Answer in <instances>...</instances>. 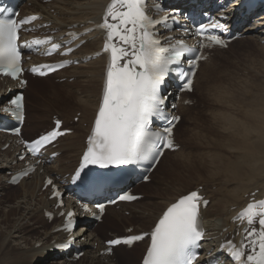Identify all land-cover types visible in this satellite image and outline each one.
Segmentation results:
<instances>
[{
  "label": "bare ground",
  "instance_id": "1",
  "mask_svg": "<svg viewBox=\"0 0 264 264\" xmlns=\"http://www.w3.org/2000/svg\"><path fill=\"white\" fill-rule=\"evenodd\" d=\"M185 1L186 0H183V2ZM105 3L106 0H53L51 4H39L34 2L30 9L41 13L45 20L52 21L53 27L65 30V28L69 25L75 23H87L90 19H98ZM235 5L236 4H234V6ZM170 8H177V5L171 6ZM52 9L54 14L50 13ZM256 16L258 22L254 24V26L246 28L244 33L246 36L244 39L235 40L231 43V46L235 43L254 41L255 44L260 45V47H258L259 52L261 51L264 53V44H260L264 39V26H262L264 25V11ZM249 17L251 18V16ZM87 38L88 40L86 43L73 54V56L77 59H80L84 55L99 49V36L97 33H92L90 36H87ZM216 60L218 59L209 57L206 62L200 65L196 73V81L194 83L195 90L192 91V94L197 89L198 79L203 78L204 76L206 89L203 90V93L198 99L196 98L197 101L192 105V107L180 106L178 113H182L184 115L186 112L194 110L193 117H189L191 120V129L186 130L187 132L192 133V136H189L186 141L188 143L191 142L190 144H192V142L199 144V141L197 142L194 139L196 138V132H201L197 129L202 127L201 124L203 122H199L197 115L200 116L203 113L205 115H209L212 118V121H210L213 122V126L219 125L222 129L219 130L220 133H218V135L220 134V137L218 136L219 140L216 139V141L211 143L210 146L219 148L224 154L214 153L211 154L209 159H207L209 153L207 156L203 154V156L206 157L202 156L204 160H196L193 154L185 151L184 149L179 148L176 152L165 151L152 171L153 175L161 167V164L166 157H170L172 159V164L169 166L171 173L166 170L165 173H167V176L165 175V178H163L159 184L163 187L158 189L153 188L150 192L147 190L142 192L145 194V197L148 198V201L141 206L133 207L139 202L135 201L131 204H121L120 209L108 207L103 216L104 220L102 223H104L106 219L107 226L111 227V232H119L118 235H122V231L129 227L128 225H125L124 227L119 225L121 230L115 228L112 229L114 225L117 226L119 222L120 224L133 222L128 223L130 225H135L133 232L149 230L163 207L174 201L178 196L184 195L201 185L203 186V193H205L207 198L210 199L208 206L202 211L204 229L208 240L207 245L217 247V242L222 229L228 225L229 227H232V224L229 222L231 216L235 212L232 208L236 207L238 209L240 206H243L247 201L245 196H248L255 190H259V195H262L264 192V86L254 84V87H260L258 90L260 91V94H258L256 88L257 93L252 92L254 89H252V87L250 88L251 90L249 89V92L247 90V82L242 83L245 80L243 78L244 80H242L241 83L242 85L245 84L243 85L245 87L242 86L245 88V92L242 96V98H244V102L242 105L239 104L240 106L236 109H231L232 106H234L228 103L231 99L228 98V95L231 93L228 95L225 94L227 92L223 90L225 86L221 80L212 82L215 76L214 71H216ZM259 61L261 62V60ZM103 64V57H98L87 63H80L76 66H71L70 68L64 69L52 75L56 77H65L66 79L73 77L74 79L72 80V83H68L67 81L62 83V85H65L68 88L69 92L61 89H55L57 90L55 92L50 91L49 89L51 87L58 88V86L48 81L51 76L45 78L29 77L30 79L25 89V107L29 103L27 97L34 98L32 92L36 94L37 99H41V96L36 93L37 85H39L41 92L44 94L49 93V95H47L51 97L47 103L49 105H52L53 101V104H57V102L60 101L64 104L66 102L62 99L69 100L71 98L70 103H66V105L62 108H59V112L54 111L53 114L59 116L63 120L64 124L67 125L66 128H73L75 131L71 135H65L62 137L56 148L52 150V152H60V155L57 156L52 163L43 166L45 174L62 176L64 173L72 172L76 166L79 154L84 147V137L88 131L91 118L93 117L95 108L98 104L103 74ZM250 64H252V62ZM260 65L262 66L263 62ZM253 66L254 65H252V67ZM238 67L240 66L238 65ZM262 68L264 69V65ZM203 69L204 71H207V75L204 74ZM245 69L246 68H244V70ZM254 69L255 68L253 67V69L250 70L254 71ZM242 70L243 69H241V71ZM250 70L249 74H251ZM238 71L240 72V69ZM246 73L248 74V72ZM252 75L253 74H251V76ZM259 76L260 77L257 78V81L260 80V84L264 85V73ZM233 77H231V80ZM225 80L223 78V81ZM231 80L227 85L228 87L233 88L235 83ZM238 84L240 85L239 82ZM12 86H14V84L11 82L5 80L0 81V113L7 100L6 98L9 95L6 90L8 87ZM235 105L237 106V104ZM42 108L50 109L49 106H42ZM199 108L203 109L199 111ZM196 110L198 111L196 112ZM77 111L81 112L79 124L71 125L68 115H70L69 113L74 112L72 113L73 115H71L74 117ZM48 115L43 113L39 114V116H36L34 120L38 119L40 122L46 124L48 123ZM51 116L50 118H52ZM182 122L183 117L175 127L176 136L181 132ZM28 123L29 119L26 118L24 126ZM84 124H86V126H84ZM197 125H199L198 128L196 127ZM203 126L205 127L204 124ZM224 132H226V135H223L225 134ZM39 133L40 131L31 138L36 137ZM4 138L5 136L1 134L0 147L6 141ZM183 143H185V141H183L182 144ZM229 150H235L237 153L235 152L230 155ZM12 155L13 152L9 149L5 151H1L0 149V192L7 188L5 183V170H9L11 168L10 162ZM3 167L5 169H3ZM202 172H204V175L201 174ZM192 174H196L197 178L190 179V183L188 181H183L186 180V177L188 178ZM43 176L44 175L40 174L39 171L35 172L31 177L22 180L15 187L18 189L21 188L20 191L14 189L11 193L3 194V197L0 199V206L5 208V212L2 214L1 210L3 209H0V223H2L3 226H6L4 228L5 231H0V264H50V255L46 254V251L49 250L54 241L57 242L63 238L61 233H53L52 230L55 224H49L43 218L42 209L48 207L51 208L53 206V200H49L47 198V194L41 191ZM149 184L150 182L144 183L139 187L149 188ZM194 184L195 187H192ZM214 185H217V188L215 190H211ZM12 200H14L15 205L8 204ZM125 207H129L127 209L130 210V217H125L122 214V211L126 210L124 209ZM40 219L42 221H40ZM31 223L34 224L31 225ZM36 223L40 225H35ZM39 226L41 227L40 230L37 229ZM46 227H48L47 230ZM85 227L86 228L83 226L79 227L82 228V230L84 229V232L79 234L78 231L80 229H78L75 232V235H77L76 237L78 239H81L82 237L86 239L84 242L86 253L77 262L72 260V254H70L69 260H63L61 258L57 262L58 264H132L136 258L139 257L140 249L138 247L140 245H144L145 247L146 245L145 242L135 244L132 248L114 253L112 256H103L99 254L98 248L101 240L106 238V235L101 233V229H99V227L94 229V231H92L91 227H89V224L85 225ZM93 227L94 226H92V228ZM30 232H32L31 234L33 237H39L33 241H31V239L29 241L28 238L25 237V234ZM19 240H23L25 247H21L19 243L14 244ZM95 242L98 247L95 250H91V246ZM36 245H38V247H36ZM119 248H121V246L116 248V250ZM143 249L141 253L143 252ZM86 258L91 261H86ZM139 258H141V255ZM105 260H108V263H103Z\"/></svg>",
  "mask_w": 264,
  "mask_h": 264
},
{
  "label": "snow or ice",
  "instance_id": "2",
  "mask_svg": "<svg viewBox=\"0 0 264 264\" xmlns=\"http://www.w3.org/2000/svg\"><path fill=\"white\" fill-rule=\"evenodd\" d=\"M146 4L147 0H112L106 9L103 22L97 25L99 29L106 31L103 51L109 53L110 58L102 101L92 133L88 137L87 150L83 154L73 182L80 178L81 172L89 165L107 168L145 161L157 162L163 154L161 146L174 149L172 130L179 117L166 116L163 108L165 97L160 94L161 85L172 70V66L180 65L182 58H185L188 68L187 70L179 69L178 78L183 82L181 91H191L192 77L195 75L198 62L207 59L198 50L214 45L227 46L220 35L213 34L214 30L223 28L220 23L200 24L196 28L194 35L200 37L197 47H189L183 39L164 46L171 38H166L162 42L156 38L155 30L158 25L167 27L168 17L151 18L147 14ZM5 11L6 9H0V13ZM109 18L115 23L109 22ZM36 19V16L19 21L8 17L0 18V75L16 79L23 71L18 33L23 25ZM184 31L187 33L188 29L185 28ZM114 38H118L129 48L117 47L113 43ZM51 40V37L43 40L35 39L25 46L32 48L33 45L51 43ZM59 47L58 44H51V49L45 54L51 55ZM68 51L71 52L72 49ZM188 53L192 54L191 58L186 57ZM125 57L130 58L121 65L120 60ZM63 66L64 64H60L56 67ZM41 69L56 70L51 65H41L39 68L33 67L31 71L41 76L46 75L47 73ZM20 83L25 84L26 81L21 80ZM22 101L23 96H17L10 100L11 107L4 109L6 112L11 111L20 122L24 120ZM154 116L167 120V126L163 127L162 131L152 130ZM59 128L60 121L57 120L55 129L31 143L25 142L28 152L33 156L38 155L44 146L63 134ZM14 132L19 134L20 129L15 128ZM19 158L24 159L23 156ZM29 171L34 169L25 170L22 174L27 176ZM144 179L147 180V177L145 176ZM51 184V180L46 182V186ZM53 195L56 197L60 195L54 186ZM119 199L130 201L137 197L125 194ZM60 203L62 205V201ZM207 203L197 191H192L172 203L150 233L151 243L143 264H193L197 258L193 249L199 247V242L205 235L199 207L201 204L206 206ZM98 207L103 213L104 205L101 204ZM84 208L87 211V206ZM72 216V212L67 213L68 220L63 230L72 231ZM245 218L248 228L245 230L244 242L237 246L229 241L222 247L226 248L233 264H264V200L249 203L236 217L237 220ZM257 218L258 227L254 226ZM144 235L148 234L130 235L123 241L116 239L108 243L109 245L121 243L132 245L135 241L142 240ZM67 246V244L58 245L61 248ZM246 248L249 250L247 255Z\"/></svg>",
  "mask_w": 264,
  "mask_h": 264
},
{
  "label": "rangeland",
  "instance_id": "3",
  "mask_svg": "<svg viewBox=\"0 0 264 264\" xmlns=\"http://www.w3.org/2000/svg\"><path fill=\"white\" fill-rule=\"evenodd\" d=\"M50 13H52V14H54L53 13V9L50 11ZM242 39H244V38H242ZM260 44H264V43H260ZM258 47H260V45H258V44H255L254 43V41H247V42H243V43H235L233 46H230V48H228V49H226V50H224V51H219V53H218V51H216V52H214L213 53V57L214 58H216V59H218V60H216V62H215V70L216 71H214V78H213V80H212V82H215V81H218V80H221L222 82H223V85L225 86L224 88H223V90L225 91V92H227V93H225V94H229V93H231L230 95H228V98L230 99V101L228 102V103H230L231 105H234V106H232V108L231 109H236L238 106H240V105H242V103L244 102V98H242V96H243V94H244V92H245V88H243V87H245V86H243V85H245V84H243L242 85V83H246L247 82V90L250 92V88L252 87V89L254 88H256L257 89V91L259 90V86H256V87H254V84H259V85H261V86H264V85H262V84H260V80L259 81H257L258 79V77H260L259 75L260 74H263L264 73V69L262 68L263 67V65H264V53H262L261 51L259 52V48ZM221 52V53H220ZM246 52V53H245ZM257 52H258V54H257ZM262 54V55H261ZM247 55V56H246ZM251 55V56H250ZM255 55H257V56H255ZM254 56V57H253ZM263 58H262V57ZM253 57V58H252ZM248 60H250V61H248ZM258 58V59H257ZM245 59V60H244ZM252 59H255V60H252ZM248 62H247V61ZM259 60H261V62L259 61ZM246 61V62H245ZM254 61V62H253ZM257 61V62H256ZM252 62V64H250ZM262 62H263V65L261 66L260 64H262ZM222 63H224V64H222ZM244 63V64H243ZM255 63V64H254ZM234 64H236V65H234ZM243 64V65H242ZM257 64V65H256ZM238 65L240 66V67H238ZM252 65H254L253 67L255 68L254 69V71H251L250 69H253V67H252ZM237 66V67H236ZM260 66V67H259ZM257 67V68H256ZM259 67V68H258ZM244 68H246L245 70H244ZM247 68H249V69H247ZM261 68V69H260ZM240 69V72L238 71V70ZM241 69H243L242 71H241ZM260 69V70H259ZM247 70V71H246ZM249 70L251 71L250 73L251 74H253L252 76H251V74H249ZM262 70V71H261ZM227 71V72H226ZM234 71H235V73L237 74V76H236V74L234 73ZM243 71H244V73H243ZM261 71V72H260ZM203 72H204V74L205 75H207V71H204V69H203ZM223 72H224V74H223ZM231 72H232V75H231ZM246 72H248V74L246 73ZM255 72V73H254ZM229 73V74H228ZM226 74H227V76H226ZM230 77H229V76ZM234 76V77H233ZM247 76H249V77H247ZM262 76V75H261ZM231 77H233L232 78V80H231ZM237 77V78H236ZM238 77H241V78H238ZM204 78H205V76L203 77V78H200V79H198V81H197V89H196V91L193 93V94H190V95H188L190 98H192V99H198L200 96H201V94L203 93V90L204 89H206V87H205V80H204ZM221 78V79H220ZM223 78H224V80H225V78H226V80L225 81H223ZM228 78H230V79H228ZM234 78H236L235 80H233ZM245 80H244V79ZM255 78V79H254ZM74 78L73 77H70V78H65V77H56V76H52V77H50L49 79H48V81L49 82H52L54 85H56V86H58V88H54V87H51L49 90L50 91H53V92H55V91H57L58 89L60 90H65V91H68L69 92V90H68V88L65 86V85H62V83H64V82H68V83H72V80H73ZM240 79V80H239ZM248 79H249V81H248ZM28 80H29V77H28ZM229 80V81H228ZM230 80L232 81V82H234L235 84L233 85V88H231V87H228V85L227 84H229L228 82H230ZM239 80V81H238ZM242 80H244L243 82H242ZM247 80V81H246ZM256 80V81H255ZM237 81V82H236ZM251 81V82H250ZM254 81V82H253ZM31 82V81H30ZM238 82L240 83V85L238 84ZM242 82V83H241ZM249 82V83H248ZM238 84V85H237ZM253 84V85H252ZM243 86V87H242ZM248 86H249V88H248ZM227 87V88H226ZM236 88V89H235ZM53 89V90H52ZM55 89H57V90H55ZM250 89V90H249ZM253 89V91L252 92H254V93H257L256 92V89L254 90ZM227 90V91H226ZM236 91V92H235ZM260 91H258V94H260L259 93ZM26 93V92H25ZM36 93L39 95V96H41V99H37V97H36V94L35 93H33L32 92V94H33V97L34 98H28L27 97V99H28V104H27V115H28V119H29V123L24 127V135L29 139V138H31L32 136H34V135H36L39 131H43V130H45V129H47V128H49L50 126H51V118H50V116L52 115H55V114H53L54 113V111H60L59 110V108H62L64 105H66V103L68 104V103H70L71 102V98L69 99V100H66V99H62V100H64L66 103H62V101H60V102H57V104H53L54 103V101L52 102V105H49V104H47L48 103V101H49V99L51 98L50 96H47V95H49V93L48 94H44L43 92H41V90H40V88H39V85H37V88H36ZM44 98V99H43ZM242 98V99H241ZM196 99V100H197ZM237 99V100H236ZM233 100H235V101H233ZM237 101V102H236ZM232 102V103H231ZM41 103V104H40ZM235 104H237V106L235 105ZM240 104V105H239ZM42 106L43 107H48L49 106V108L50 109H48V108H42ZM190 107H192V106H190ZM41 109V110H40ZM44 109V110H43ZM203 108H199V111H201ZM51 110V111H50ZM232 110V111H233ZM43 111V112H42ZM179 111V110H178ZM198 110H196V112H197ZM39 112V113H38ZM47 112V113H46ZM45 114V115H48L47 117V119H48V123H42V122H40L38 119L37 120H34V118L36 117V116H39V114ZM72 113H74V112H71V113H69L70 115H68L69 116V119H70V124L71 125H76V124H79V118H80V114H81V112L80 111H77L76 112V115L74 116V117H72L71 115H73ZM193 113H194V110H190V111H188V112H186L184 115L181 113V115H182V117H183V122L181 123V132L180 133H178V135L176 136V139H177V141L180 143V145L182 146V149H184L185 151H188V152H190L191 154H193V156H195V158H196V160H204L203 159V157H205V156H207L208 155V153H209V156H208V158L207 159H209V157L211 156V154H214V153H221V154H224L223 153V151L222 150H220L219 148H216V147H211L210 145H211V143H214L215 141H216V139H218L219 140V135H218V133H220L219 132V130H222L220 127H219V125L217 126H213L214 124H213V122H211L212 121V118L209 116V115H205L204 113L202 114V115H197L198 116V120H199V122H203L202 124H201V126L202 127H200V128H198L199 127V125H197L196 127L198 128L197 130H200L201 132H196V138L194 139V140H196L197 142L199 141V144H197V143H194V142H192V144H190L191 142H186L187 141V139H188V137L189 136H192V133H189V132H187L186 130H188V129H191V120H190V118L189 117H193ZM186 114H187V116H186ZM210 117V118H209ZM72 118V119H71ZM76 118H78V120L77 121H75V119ZM211 120V121H210ZM195 122H196V120H195ZM211 122V123H210ZM206 123V124H205ZM203 124L205 125V127L203 126ZM207 124H209V125H207ZM86 124H84V126H85ZM207 125V126H206ZM66 126V125H65ZM210 126V127H209ZM216 127V128H215ZM219 127V128H218ZM209 129V130H208ZM216 129V130H215ZM74 131H75V129H74ZM205 131H207V132H205ZM225 134H223V135H226V132H224ZM213 135V136H212ZM219 136V137H218ZM212 137V138H211ZM214 139V140H213ZM183 141H185V143H183L182 144V142ZM64 142V141H63ZM201 143V144H200ZM207 144V145H206ZM186 147V148H185ZM207 151V152H206ZM215 151V152H214ZM222 151V152H221ZM230 152H229V154L231 155L232 153H235L236 151L235 150H233V151H231V150H229ZM241 152V151H240ZM206 153V154H205ZM237 153V152H236ZM198 155V158H197V155ZM203 154L205 155V156H203ZM238 154H239V152H238ZM199 155H200V157H199ZM234 155V154H233ZM232 155V156H233ZM203 156V157H202ZM200 158V159H199ZM202 158V159H201ZM206 158V157H205ZM172 164V159L170 158V157H166L165 158V160L163 161V163L161 164V167L151 176L152 177V181L150 182V184L148 185V187L149 188H142V187H137L136 189H135V192L136 193H140V194H142L144 197L141 199V200H139V202L137 203V204H135L133 207H137V206H141V205H143V204H145V202H147L148 201V198L147 197H145V194H143L142 192H144L145 190H147V191H149L150 192V190L151 189H153V188H156V189H158V188H160V187H163V186H160L159 184H160V182H161V180L163 179V178H165V175L167 174V173H165L166 172V170L167 171H169V173H171V170H170V168H169V166ZM202 175H204V172H202L201 173ZM207 175V174H206ZM167 176V175H166ZM195 178H197L196 177V174H192L191 176H189L188 178L186 177V180H183V179H181V180H183V181H190V179H195ZM206 179H208V178H206ZM205 179V180H206ZM217 182V181H216ZM190 183V182H189ZM165 185V184H164ZM199 186H201V185H199ZM6 189L4 190V191H1L0 192V199L3 197V194H8V193H11V192H13L14 191V189H16V190H19L20 191V189L21 188H15L16 186H7L6 185ZM192 187H195V184L192 186ZM217 188V185H214L213 186V188H211V190H215ZM18 192V191H17ZM12 196V195H11ZM27 196H29V195H27ZM9 205H15V202H14V200H12L10 203H8ZM7 204V205H8ZM127 208H129V207H125L124 209H126V210H123L122 211V214L125 216V217H130L131 216V213H130V210H128ZM0 209H3V210H1V214L3 213V212H5L4 210H5V208L4 207H2V206H0ZM6 210H7V208H6ZM1 218V217H0ZM40 221H42L41 219H40ZM118 223V222H117ZM128 223H133V222H128ZM127 222H125L124 224H120V222L117 224V226H115L114 225V227L112 228V229H118V230H121V228H120V226L121 227H124L125 225H128V226H133V227H135V225L133 224V225H130V224H128ZM34 223H31V225H33ZM35 225H40V224H35ZM120 225V226H119ZM123 225V226H122ZM6 226H3L2 225V223H0V231H5L4 230V228H5ZM98 227H99V229H101V233L102 234H105L106 235V237L108 238L109 237V233H110V231H111V227H108L107 226V221H106V219H105V222L104 223H101L100 225H98ZM97 227V228H98ZM3 228V229H2ZM47 228L48 227H46V230H47ZM38 230H40L41 229V227L39 226L38 228H37ZM42 231H43V229H42ZM32 232H30V233H27V234H25V237L26 238H28V240L30 241V239H31V241H33L34 239H36L37 237H39V236H34L33 237V235L31 234ZM32 235V236H31ZM31 237H33V238H31ZM20 244V246L21 247H25V243L23 242V240H19L18 242H16V243H14V244ZM31 243V242H30ZM95 245H96V242L92 245L93 246V249H91V250H95L94 249V247H95ZM36 247H38V245H36ZM143 247H144V245H140L138 248L140 249V254H139V257H140V255L142 254L141 253V251H142V249H143ZM124 249L123 248H119V249H117L116 250V252L115 253H117V252H120V251H123ZM139 257H137L136 258V260L132 263V264H138V258ZM59 261V258H53V257H49V262H50V264H58L57 262ZM86 261H88V262H90L91 260L90 259H88V258H86ZM103 263H108V260H105Z\"/></svg>",
  "mask_w": 264,
  "mask_h": 264
}]
</instances>
